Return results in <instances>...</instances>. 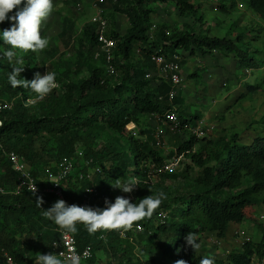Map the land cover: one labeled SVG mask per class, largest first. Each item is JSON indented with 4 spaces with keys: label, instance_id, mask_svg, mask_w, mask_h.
<instances>
[{
    "label": "trees",
    "instance_id": "1",
    "mask_svg": "<svg viewBox=\"0 0 264 264\" xmlns=\"http://www.w3.org/2000/svg\"><path fill=\"white\" fill-rule=\"evenodd\" d=\"M221 1L220 14L229 16L242 3L264 23V0H218L216 4ZM156 5L173 6L177 18L190 20L193 25L185 23L179 29L164 22L151 31ZM95 6L103 9L105 20L107 13L127 19L128 29L123 35L116 32L110 19L106 21L104 36L115 41L111 50L114 76L106 77L103 54L95 59L100 53L96 26H83L76 38L78 32L67 18L62 21L58 39L69 45L70 59L55 60L61 55L55 49L54 60L42 65L36 51L13 49L25 63L21 78L31 80L34 73L42 75L45 70L56 74L59 89H53L44 99L36 100L31 89L12 87L8 81L12 65L7 58H0V98L13 100L11 110L0 112V189L5 192L0 193V264H5V255L19 264L31 263L39 254L51 252L52 243L60 237V228L41 211L56 202L53 195L43 192L49 186L47 170L55 173L60 159L71 157L78 150L82 156H76L73 172L61 184L68 202L79 203L91 188L79 178L85 171V160L93 162L92 168H99L94 179L98 199L105 197L114 202L123 195L139 203L149 195L165 194L151 217L133 224L141 225L142 231L129 232L126 238L120 235L123 228L92 233L78 224L77 232L70 234L78 250L92 248L91 264L98 263L97 253L108 259L107 264H175L180 259L186 264H200L202 257L186 244L189 233H195L196 240L208 235L224 240L230 225L246 220L253 223L260 236L244 241L237 251L231 252L227 264L263 260L264 223L254 217L253 209L264 207V139H253L249 144H240L238 135L196 139L188 128L194 126L198 117H186L177 109L178 97L169 100L168 82L147 78L154 72V54L167 58L179 53L200 58L234 54L238 70L262 69L264 61L257 63L252 59L258 54L250 47V42L257 41L250 37L254 33L252 27L238 19L226 33L233 39L209 36L203 20L207 5L199 0H101ZM8 27L7 21L0 24V29ZM260 28L257 33H264V27ZM9 47L0 41V56ZM188 78L196 79L198 75L195 72ZM263 92L264 79L258 85H247L246 93L238 100L246 102L253 94ZM28 100H34L31 106ZM172 105L180 125L173 137L174 147L164 158L150 145L154 129L151 120ZM261 118L258 123L264 126V117ZM128 124L134 125V131L126 130ZM201 142L203 145L198 146ZM10 152L22 156L30 167L40 187L36 195L44 201L41 209L29 191L11 193L18 185V175L7 158ZM174 157L188 160L190 165L179 161L177 168L184 165L181 171L153 174L152 168L159 169ZM154 176L158 183L152 182ZM131 177L138 181L131 194L113 187L117 179L127 181ZM166 181L177 185L163 187ZM103 205L96 201L93 206ZM160 213L166 218H158ZM101 235L106 236V243L99 239Z\"/></svg>",
    "mask_w": 264,
    "mask_h": 264
},
{
    "label": "rangeland",
    "instance_id": "2",
    "mask_svg": "<svg viewBox=\"0 0 264 264\" xmlns=\"http://www.w3.org/2000/svg\"><path fill=\"white\" fill-rule=\"evenodd\" d=\"M96 1L97 0H53V10L41 24V35L42 37L49 39V44L44 50L36 51L38 62H40L42 65H47L51 60H54L52 51L55 49L61 54L60 57H55V60L61 57L64 59L71 58L72 51H70L69 45L65 46V44L58 39V34L61 31L62 21L64 18H67L72 23L74 29L78 32L76 35V38H78L82 27L90 24V21L96 12V9L94 8V3ZM199 1L204 2L207 5L206 12L203 13V20L205 22V29L208 31L209 36L218 38L228 37L226 34L228 27L239 19L242 23L251 25L254 31L250 37H254L257 41L250 42V47L252 51L256 50L258 54L252 55L253 61L259 63L261 62V58L264 59V34L260 35L257 33L261 28L259 25L253 23L254 21L251 20V16L246 14V12H250L248 11V8L245 4L238 3L237 7L230 13V15L226 16L218 12V6L222 5V1L220 5L216 4L214 0ZM226 4H228V7L230 6L229 1H227ZM154 10L155 14L152 16L154 25L165 22L179 29H181L182 25L185 23L193 25L190 20L177 18L175 10L171 5H156ZM109 19L111 20L117 33L120 35L126 33V30L128 29V23L124 16L114 14L111 17V14L107 13L106 21L108 22ZM253 24L256 26H253ZM198 27V24H196L195 29H198ZM228 38L233 39V37ZM256 44H258V48L255 47ZM259 51H262V55H259ZM179 55L182 57L183 53H179ZM217 56L220 57L221 61L227 59V64L225 63V66L214 65V59H211L214 58L213 56L207 60L210 67H205L200 63V61H197V58H193L192 63L194 67H192L193 65L190 64V68L192 71H196L197 75L200 76L196 79L186 77L183 82L185 88L182 86V88L178 90V93H180V95L187 94L190 86L192 85L191 83L193 82L192 87L194 89L192 90L195 94L194 98L196 100L205 99L208 102V105L203 102L200 104V106L196 105L192 101L193 95L190 97V94L189 97L191 99L188 100V105L186 106V108L189 110L188 114L193 115L192 113H211V115L205 117V120L207 121L206 128L208 129L206 140L216 139L221 136L229 137L232 135H238V142L240 144H249L253 139H264V126L258 123L262 119L261 117H264V92L253 94L251 99L246 102H240L238 100L242 94L246 93L247 85H258L264 79V68L258 70L250 69L248 74L249 76L245 81L243 80L245 75L244 70H238V68H236L234 65V54H228L227 56H224V54L221 53ZM189 61L190 58H187L185 64L181 66V72H184L188 68L187 63ZM211 66L223 72L222 75L213 78V84L215 87L216 84H220L221 82L222 84L226 85L225 88H220L221 94L211 98L214 99L212 101L216 102V105L213 106L210 105L211 101L205 96V90L206 92L209 90V83L206 82L205 72L206 70L208 71L211 69ZM84 76H86V74H84ZM244 81L246 83H241ZM185 116L189 117V115L186 114ZM126 129H132V126L128 125ZM176 133H178V130H172L167 126L163 127V147L157 151H159V153L164 158L169 155L174 147L173 137ZM138 138L143 140L145 139V136H138ZM201 145H203L202 142L199 143L198 146ZM177 160L178 162L183 161L186 163V165H190L188 160L186 161L181 157H178ZM183 168L184 165H179L178 168L175 167L174 169L181 171ZM158 171L159 170L153 168V174ZM152 182L158 183L157 177L154 176ZM174 185L177 184L169 181L163 183V187L166 188H171ZM261 214H264V207H256L253 209V215L257 220ZM259 222L264 223V221ZM230 226L231 227H229L228 236L224 240H218L215 235L203 236L201 239L197 240V242L200 244V247L199 249H196V253L201 257L210 256L214 258V264H217L218 262L227 264L226 259L228 255L233 251H237L241 245L233 240L234 227H232L233 225ZM234 226H238L237 229L243 230L247 239H258L260 236L257 228L250 221L246 220L245 222ZM217 240L219 241V245L214 244V241ZM96 257L98 259L97 264H107L106 261L108 259H106L101 253H97ZM254 264L260 263L255 261Z\"/></svg>",
    "mask_w": 264,
    "mask_h": 264
},
{
    "label": "clouds",
    "instance_id": "3",
    "mask_svg": "<svg viewBox=\"0 0 264 264\" xmlns=\"http://www.w3.org/2000/svg\"><path fill=\"white\" fill-rule=\"evenodd\" d=\"M21 5H23V7H20ZM14 9L15 12L13 13ZM52 10H53V0H0V24H4L7 21L10 25V27L8 28L0 29V41H2L3 44L5 45H10L9 48H6L4 50L2 56H0V58H7L9 64L12 65L10 67L11 71L8 73V81L10 85L14 88L23 87V88L31 89L36 94L35 96L36 100H42L48 94H50L53 91V89H57V90L59 89L58 81H56V74L54 72L45 70L42 75L39 72L34 73L33 78L31 80H26L24 78H21V73L24 72L25 70V63L22 56L18 55V53L13 49H19L25 51L31 50L33 52L38 50H44L49 44V39L46 37H42L41 24L51 14ZM249 72L250 69L244 70L245 75H248ZM11 101L13 106V100ZM33 102L34 100H28L27 104L31 106ZM5 111H9V110H5ZM196 122L198 121H195L194 125ZM128 125H131L132 129L129 130L126 129V130L134 131L135 129L134 125L133 124H128ZM152 139H153V135H152ZM153 149L160 150L162 148L160 149L153 148ZM77 152H81V151L78 150L75 153ZM174 158L177 159V157ZM172 159L166 161L164 164L172 161ZM163 166H161V168L159 169L157 168L155 169L159 170L158 171L159 173L172 172V171L161 172ZM97 174H94L92 183L88 182L89 184H91V188L87 190L90 191V189L93 188L96 192V195H97V191L95 189L96 187L94 185V179ZM35 185L36 183H33L32 185V196L35 197V202L37 206L41 209V205L44 203V201L42 197L36 195L37 189ZM137 186H138V181L135 179V177H131L127 181H124L120 178L117 179L116 184L113 187L115 189H118L120 192L124 194H131ZM84 194L82 195L81 201L79 203L69 202L72 203V205H68L65 201L58 200L47 210L41 209V211L46 219L53 222L60 229L65 230L67 233H76L78 230L77 229L78 224H83L84 226H86L89 232L94 233L100 229L108 230V229L130 228L134 223L141 221L146 217H151L153 212L162 203V200L165 199V194L162 192L156 194L155 196L149 195L143 199H140L139 203L131 202L130 198L123 195L117 196L114 202H110L109 199L105 197L98 199L96 198V195H93L90 207L78 206L82 202ZM96 201L100 202L101 204H104L103 207L94 208L93 205ZM258 220L260 221L259 217ZM236 230H241V229H236ZM236 230H234V232ZM234 232H233V238H234L233 240H235ZM102 236L105 237L106 239L105 235H101L99 239ZM100 240L103 243H106L102 239ZM185 240H186V244L190 246L193 250L199 249L200 244L196 240L195 233H189L186 236ZM81 260H82L81 255L77 253L75 250H73L70 256H68L63 260L59 258V255L49 252L47 254H39L36 264H81ZM175 264H186V261L180 259L177 260ZM200 264H214V258L210 256L202 257L200 260Z\"/></svg>",
    "mask_w": 264,
    "mask_h": 264
},
{
    "label": "built area",
    "instance_id": "4",
    "mask_svg": "<svg viewBox=\"0 0 264 264\" xmlns=\"http://www.w3.org/2000/svg\"><path fill=\"white\" fill-rule=\"evenodd\" d=\"M101 2V0H97ZM214 2H218V0H214ZM96 12L91 19L90 23L96 26V35L97 41L100 45V53H96L95 59L100 56V54L104 55L105 64H106V77H112L115 75V69L111 64L113 59L111 55V50L115 46L114 40H108L104 36V32L106 29V20L104 18L105 13L103 9L95 6ZM155 29V25H152L151 31ZM151 62L153 64L154 72L147 75V78H155L160 81H166L171 85V90L168 94L169 100L172 101L178 95V90L183 86V76L181 72V57L180 55H174L172 58H167L163 55L154 54L151 56ZM31 104V102H30ZM12 107V101L8 102L0 98V111L10 110ZM152 124L154 125L153 130V139L151 142V146L155 149H160L163 147V127H170L172 130H177V127L180 125L179 118L176 114V107L172 105V107L164 112L161 116L154 115L152 120ZM189 132L194 135L197 139L205 138L208 132L206 128V124L204 122L198 121L195 123L194 126H191ZM81 152L75 153L71 157H64L62 158L57 165L55 173L52 174L50 170H47V175L49 176V186L43 189L44 193L51 194L54 196L55 200H63L68 205H72L65 200L64 194L62 192L61 184L66 181V179L71 175L74 170V164L76 161V156H81ZM8 160L10 161L12 170L17 173L18 175V185L17 187L11 192L14 195H19L22 190H27L32 194V185L36 183L35 187L37 189L36 194L40 191V187L38 186L33 174L31 172L30 167L27 165L25 159L14 153L10 152L7 155ZM178 160L176 158L172 159V161L164 164L161 169V172H170L173 171L174 168L177 166ZM92 161L88 160L85 161L83 167L86 169L79 175L81 180H85L89 183L93 182L94 174L99 173V168H92ZM0 193L4 194L5 192L0 189ZM96 195L95 190L92 188L90 191L84 194L82 202L78 206H88L90 207L92 196ZM158 218L163 220L166 218V215L160 213ZM260 221H264V214L259 216ZM142 227L140 225H132L130 228H123L120 232L122 238H126V234L128 232H141ZM60 237L57 241H54L51 245V253L59 255V258L62 260L70 256L75 250L79 253L82 257L81 264H91V260L93 258V251L90 246L85 247L83 250H78L76 247L75 240L70 233H67L64 230H59ZM235 242L242 244L244 241L247 240L245 237V232L243 230H236L234 232ZM104 242H106L105 237H101ZM214 244L219 245V241H214ZM5 264H18L13 261V259L5 255L4 256ZM36 260L32 261L31 263H19V264H36ZM264 264V259L259 261L257 259L252 260V264L254 262Z\"/></svg>",
    "mask_w": 264,
    "mask_h": 264
},
{
    "label": "crops",
    "instance_id": "5",
    "mask_svg": "<svg viewBox=\"0 0 264 264\" xmlns=\"http://www.w3.org/2000/svg\"><path fill=\"white\" fill-rule=\"evenodd\" d=\"M249 11V10H248ZM250 13H248V12H246V14L247 15H249V16H251V20H253L254 22L253 23H255L256 25H259L260 27H264V23L263 22H261L259 19H257L256 18V16L253 14V13H251V11H249ZM257 21V22H256ZM242 23V22H241ZM246 24V23H245ZM255 24H253V26L255 25ZM255 25V26H256ZM251 26V25H250ZM261 34H264V33H261ZM260 34V35H261ZM258 44H256V48H258V46H257ZM262 51H259V55H262V53H261ZM217 55H219V54H214L213 56H214V58H211V57H213V56H206V57H204V58H200V57H198V56H193V57H190L188 54H183L182 55V57H181V63L182 64H180L181 66L183 65V64H185V62H186V59L187 58H190V61L187 63V65H188V68L184 71V72H182V76H184V79L186 78V77H189L190 75H192V73L193 72H196V71H192L191 70V68H190V64L191 65H193V58H197V61H200V63L203 65V66H207V67H210L209 65H208V58H211V59H214V65H216V66H225V63L227 64V59H225L224 61H221L220 60V57H218ZM228 54H224V56H227ZM235 56V55H234ZM218 57V58H217ZM186 58V59H185ZM261 61H264V59H260ZM233 61H235V63H234V65L236 66V68H237V63H236V60L235 59H233ZM192 67H194V65L192 66ZM235 68V67H234ZM182 70V69H181ZM223 74V72H221V71H219V69H216V68H214L213 66H211V69H209L208 71L206 70V72H205V76H206V82H208L209 83V90H208V92H206V90H205V96L207 97V99L208 100H210L211 101V103H210V105H216V102L215 101H212V100H214V99H211V98H214L215 96H217L218 94H221V90H220V88L222 87H226V85L225 84H222V82L220 83V84H216V87H215V85L213 84V78L214 77H216V76H220V75H222ZM239 75V74H238ZM237 75V76H238ZM244 75V74H243ZM200 75H198V77H199ZM248 76L249 75H244V79L243 80H247V78H248ZM243 80H240V81H243ZM241 82V83H246V82ZM192 85L190 86V88H189V91H188V93L187 94H182V95H180V93H178V95H177V97H178V99H179V105L180 106H178L179 108H177V109H179V110H181V111H183L184 112V115L186 114V115H190V114H188L189 112V110H188V108H186V106L188 105L187 103H188V100L189 99H191L190 97L193 95V99H192V101L196 104V105H199L200 106V104L203 102V103H205V104H207L208 105V102L205 100V99H203V100H196L195 98H194V92H193V90L192 89H194L192 86H193V82L191 83ZM250 85V84H249ZM183 88H185L184 87V85H183ZM191 94V95H190ZM189 95H190V97H189ZM226 97V96H225ZM224 98V97H223ZM194 116H196V117H198L195 121H200V120H202L203 122H204V124H206L207 125V121L205 120L206 118L205 117H208V115H211V113H192ZM231 227V226H230ZM232 227H234V230H236L237 229V227L238 226H232Z\"/></svg>",
    "mask_w": 264,
    "mask_h": 264
}]
</instances>
